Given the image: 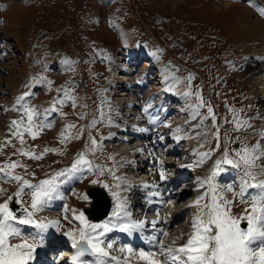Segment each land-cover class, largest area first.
Listing matches in <instances>:
<instances>
[{
	"label": "rangeland",
	"instance_id": "374dc122",
	"mask_svg": "<svg viewBox=\"0 0 264 264\" xmlns=\"http://www.w3.org/2000/svg\"><path fill=\"white\" fill-rule=\"evenodd\" d=\"M223 2L233 4L224 8ZM255 2L264 7V0ZM244 7L253 12L251 20L259 16L264 21V16H260L257 10L250 6L249 0H0V124L6 125L9 121L7 109L17 104L13 102L10 105L11 101L28 92L29 95L24 98L23 104L27 103L36 108L37 124L44 122L51 127L43 128L35 139L25 134L23 147L33 149L37 154L45 147L58 150L46 153L40 160L20 155L17 153V149L21 147L19 140L11 135L8 127L5 135H1L0 143L6 139L11 143L0 148V166L5 162L19 161L26 167H17L14 169L15 173L32 183H37L54 172L70 168L77 155L84 153L92 168L84 166L81 171L63 178H71L74 189L70 192L71 195H57V198H65L69 209L66 213L54 216V220L59 221L62 232L79 228V221L76 222L72 218L73 210L79 214L83 206L89 204L90 197H80L86 195L85 189L88 185H93V180L105 179L104 183L109 185L107 190L112 200L115 198L111 192H118L122 201L128 203L132 200L134 204L137 200L133 195L139 189L130 186L126 188V192L122 182L114 179L107 171L111 169L115 176L119 177L116 155L112 149L117 143L109 141L105 133L112 114V106L107 102L105 89L108 82L107 55L117 50L129 57L134 53L136 46L143 43L162 56L171 72L180 73L172 75L176 81H180L175 88L185 92L189 88L188 78L192 77L190 89L193 95L184 96L183 101L176 100L174 105L169 107L171 114L164 116V121L169 122L168 127H176L174 134L185 137L190 128L195 127L194 145L189 148L185 143V149L183 148V154H188V163L184 162V165L192 164L195 158H199L197 153L214 149L203 165L189 167L188 185L180 189L186 182L182 181L176 188L179 194L184 191L178 203L182 209L197 195L194 188L198 181L196 179L203 180L208 177L215 161L222 160L226 149L229 157L233 159H237L235 150L244 146L251 147L258 141L261 150H264V138L258 136L264 127L256 116L259 100L264 98V93L262 94V88L258 85L251 86V80L246 79L243 74V63L247 59L255 65H259L263 59L262 53L255 46L259 39L250 40L247 31L238 27L237 14ZM48 81H51L50 86ZM157 83L155 85L161 86L160 88L164 86ZM66 91L75 98V107L69 100L63 105L57 104L58 111L46 113L45 110L51 108L53 101L64 97ZM158 91L160 92V89ZM197 91L205 106L193 109L190 106L198 103L194 95ZM150 92L149 88H145L139 95L147 97L145 101L150 100V97L154 98ZM159 101L160 97L154 98L150 103L157 106L160 105ZM207 105L212 107L216 118L215 126L212 118L208 117ZM161 106L163 107H160L161 110L159 108L158 114L169 113L165 103ZM137 107L132 111L139 112L141 107ZM194 111H198L199 115L192 119ZM121 112L123 113L119 111ZM234 114L241 120H247L251 127L236 130L232 123ZM134 116L136 114H125L127 119ZM14 117L16 120L22 117L25 121L27 119L20 106L16 108ZM114 117L116 119V116ZM113 120L111 126L114 125ZM66 124L76 125L71 132L73 135L80 132L79 139L61 143L60 133ZM217 128L219 147L216 146V137L213 135ZM178 129L180 132H177ZM136 133L141 132L138 130ZM87 134L97 141L95 151L90 150L91 141ZM166 134L167 137L169 134ZM171 138L169 135L168 139L161 141L162 149L172 146ZM131 142L134 143V140ZM119 149L120 147L118 153ZM174 157L178 160L183 156ZM258 163L264 165V158ZM147 167L135 171L128 167V176L138 178ZM221 167L224 171L215 177L214 183L220 191L227 186L232 187V192L225 191L224 195L234 201L232 214L239 216L247 205L242 204L239 197H233V192L240 190L243 168L237 169L227 164H222ZM176 175L179 176L180 173ZM118 183L119 188L115 187ZM18 186L17 181L0 178V189H4L0 192V203L12 196ZM205 186L207 192V185ZM255 192L254 189H249L245 198L250 199V195ZM21 199L25 207L30 204L28 189H25ZM13 201L15 202V198ZM146 202L147 200L142 204L145 206L138 208H147ZM208 202L209 198L206 196L202 203ZM116 203L115 199L113 212ZM61 207L64 209L63 205ZM12 210L18 216L23 214L18 204ZM175 210H178L177 206ZM187 211L182 215L180 223L190 224L195 214H191L190 208ZM37 213L36 219L49 218V215L38 216ZM148 214L153 216L151 212ZM144 216L145 214L136 217L140 218V221ZM190 231L191 227L184 229L186 234ZM53 233L54 240L56 232ZM186 234L181 237L180 243H185L188 237ZM140 246L142 245H137L135 249ZM59 247L67 250L66 246ZM142 247L136 252L142 249L148 251ZM155 249L159 250L158 247Z\"/></svg>",
	"mask_w": 264,
	"mask_h": 264
},
{
	"label": "snow or ice",
	"instance_id": "6c2138e0",
	"mask_svg": "<svg viewBox=\"0 0 264 264\" xmlns=\"http://www.w3.org/2000/svg\"><path fill=\"white\" fill-rule=\"evenodd\" d=\"M249 3L257 10L259 15L264 16V7L258 6L255 0H249ZM191 79L192 77L189 76V88L184 92L186 97L193 95L190 89ZM39 82L42 81H37V83ZM176 83H180V81L177 80ZM48 84L50 86L51 81H48ZM167 90L172 91L173 88L169 87ZM28 95L29 93L25 92L17 98L16 103L21 104V101ZM194 95L197 97L198 103L190 107L198 109L205 106L200 93L197 91ZM69 100L72 101V106L75 107V98L66 91L64 97L54 100L51 108L46 109L45 112L58 111L56 105H63ZM21 107L24 116L27 118L26 121L22 117L20 120H12L9 125L11 135L16 137L21 145L17 149V153L32 160H40L46 153L58 151L57 149L45 147L42 152L37 154L33 149L23 147L25 134L35 139L43 128L51 127V125L44 122L36 123L35 117L38 113L35 107H30L27 103L22 104ZM207 113L208 117L212 118V123L215 126L216 118L211 105H207ZM61 114L63 115V113ZM197 115H199L198 111H194L191 118L195 119ZM202 119H207V117H202ZM232 123L236 130L251 127L247 120H241L236 114H234ZM75 127V124L65 125L64 130L60 133L61 143L80 138V132L75 135L71 132V129ZM80 131L82 132L83 129ZM141 131H144V129H141ZM213 135L216 137V146L219 147V128L216 129ZM260 136L264 138V130L260 132ZM89 139L91 141L90 150L95 151L97 141L91 138L90 134ZM176 139L179 140L181 137L178 136ZM8 143H11V141L6 139L3 143H0V148ZM212 151L214 149L197 153L199 159L195 166L203 165ZM235 156L237 159L230 158L226 149L222 160L215 161L210 175L203 180L197 178L198 186L204 187L207 185L208 190L192 202V205L197 208V212L192 218L191 231L185 243L175 248L165 247L162 242L158 245L153 243L151 248L158 247L159 252L150 248L149 251L142 249L137 253L131 247L125 246L120 251L129 255L123 258L112 256L109 250L113 248V243L108 242L107 248H105L104 235L113 228H119L125 232L142 229L144 222H120L121 217L128 215L125 211V202L120 199L118 192H111L117 203L116 209L112 213V219L108 221L90 223L83 211L76 214V211L73 210V218L79 221L80 226L78 229L63 233L71 241V247L75 250L74 255L71 257V264H130L133 258L146 261V264H264V179L258 178L264 177V165L258 163L260 159L264 158V150H261L258 141L251 147L244 146L235 150ZM222 164L232 165L237 169L243 168L240 190L239 192H233V197H239L240 202L247 205L239 216L232 214L234 201L224 195L225 191L232 192V187L227 186L223 191H220L214 183L215 177L224 171L221 167ZM84 166L89 169L92 168L91 162L81 152L70 168L54 172L48 178L37 183H32L15 173L14 169L17 167H26L19 161L5 162L0 166V178L14 180L19 184L16 192L3 203H0V264H29L34 259L37 248L43 244V234L53 226L59 231L58 220L36 219V213L46 207L54 198L53 194L57 192L58 186L65 183L63 178L81 171ZM107 171L117 181L121 180L120 177L115 176L111 169H107ZM160 179H166L163 170H161ZM124 182L126 183V181ZM91 183H102L103 187H109L106 183L97 180H93ZM119 186V183L115 185L117 188ZM25 189L30 192V204L27 207L24 206L21 199ZM249 189L257 191L250 195V199H246ZM2 191L4 189H0V192ZM206 196L209 198V202L203 204L202 201ZM13 198H15V203L20 205L22 215H16L9 207V203L13 201ZM80 198L87 199V195H82ZM64 210H68L67 205H65ZM157 219H159V215ZM242 222H246V227H241ZM152 223L155 225L156 221ZM19 225H30L37 230L33 233L31 240L22 235V229ZM163 234L168 235L167 232ZM12 239H18L19 242L10 243ZM157 239L156 236L152 237V241ZM176 239H180V237ZM173 244H175V240ZM85 257H91V259H85ZM160 257H163V259H160Z\"/></svg>",
	"mask_w": 264,
	"mask_h": 264
},
{
	"label": "bare ground",
	"instance_id": "6f19581e",
	"mask_svg": "<svg viewBox=\"0 0 264 264\" xmlns=\"http://www.w3.org/2000/svg\"><path fill=\"white\" fill-rule=\"evenodd\" d=\"M233 3L229 2H223L222 6L224 8H227L228 6L232 5ZM241 13V14H240ZM253 16V12L250 11L247 7L241 8V10L237 14V24L238 27H243L244 31H247L248 38L251 39H259L256 43V49L260 51L262 54L263 61L259 63V65H255L254 62L249 61L248 59L243 63L244 65V72L246 79L251 80V86L258 85L259 88H262V91L264 92V21L259 17L256 16L251 20V17ZM261 16V15H260ZM247 40V39H246ZM254 46V47H255ZM254 54V53H253ZM251 53V55H253ZM256 61V60H255ZM117 71V70H116ZM118 76L128 78L127 73H119ZM169 81L172 83V86H174L173 79H169ZM159 82V79L157 81ZM156 86L155 84H153ZM258 89V88H257ZM173 92L169 91V93ZM125 93V92H123ZM153 93L156 94V96H159L160 92L155 90ZM160 105H153L150 103V100H146L145 103L140 102V110L139 112L135 113L130 109V113L124 112V114L121 112L119 116H116V119L114 121L113 128H118L119 130H125L126 133H120V136H124L125 138L122 140L120 139V149L119 154L122 157V160L125 162L124 165H121V168L124 166H132L135 169H140L147 167L145 169L146 171L143 172L142 176L136 178L135 176H128L127 181L129 183H141L145 186L146 189V195H147V208H143L142 210L147 211L148 213L151 212L153 216L150 217H142L140 221L144 222V226L142 229L133 230L132 232H128L129 235L133 239L127 240L125 238H122V244L119 245L113 244V248L109 251L116 250L115 255L120 258H123L126 255H129L128 253H122L120 251L121 248H124L125 246L131 247L135 252L139 249L145 248L146 250H150L151 245L153 243L159 244L163 243L165 247H177L181 244H178V241L181 239L182 235L181 231L184 230V228H187V225H184L180 231H177L176 228L178 225H180V220L182 218V215L185 211L188 210V207L196 208L192 205V202L200 195L204 194L205 187H199L198 181L195 183V189H196V197L193 198L185 207L179 208L178 203L182 199L184 191L179 194V192L176 191V188L180 186V182L186 181V177L182 175L181 172H178L179 168L183 165L185 167H190L196 164L197 160L199 158H195L192 164H185L184 162L180 161V158L177 160L175 155L181 156L179 154V150L177 147L178 140L176 137H181V134H174L175 126L174 127H168L169 122L164 121V116L171 114L172 111H169V107L173 106L175 103V99L170 96L169 99H166L167 97L164 96V94H160ZM264 98L259 100L258 105V113L256 114L257 119L261 120V125L264 127ZM165 103L167 105L166 110L169 111V113L163 112V115L161 116L159 113V108L161 105ZM18 104H13L9 109H7V115H8V122L13 120V115L15 113L16 107ZM137 106V105H136ZM132 108V107H131ZM147 109V110H145ZM127 111V110H126ZM116 114V113H115ZM125 114H136L134 117H130L127 119L125 118ZM159 115V116H158ZM6 119V120H7ZM132 122H129L131 121ZM191 120V119H190ZM116 121V122H115ZM135 121V122H133ZM167 125V126H166ZM8 126V123L6 125L0 124V137L3 133H5L6 128ZM141 129H144V131H141ZM139 130L141 133H136ZM264 130V129H263ZM195 127L190 128V132L185 135V138L188 141L193 140L195 135ZM169 134L172 136V146H170L168 149H162L161 148V141L164 139H168L169 135L166 137L165 134ZM166 134V135H167ZM174 134V135H173ZM5 135V134H4ZM162 137V138H161ZM165 137V138H164ZM134 140V143L131 141ZM163 143V142H162ZM162 149V150H161ZM185 149V148H184ZM143 155V156H142ZM141 156V157H138ZM138 158V159H137ZM172 159V161H169ZM136 160H139L138 162ZM177 160V161H175ZM137 162V163H136ZM162 162V164H161ZM137 164V165H136ZM161 170H163L166 179L161 180L160 179V173ZM176 173H180L179 176L176 175ZM187 174V173H186ZM264 179V178H263ZM62 187H65L66 191H69L66 187V185H61ZM129 188V187H128ZM186 192V191H185ZM52 202L54 204L57 202L56 198L52 199ZM175 206L178 207V210H175ZM47 209L51 210V213L55 212L56 205L48 204L46 206ZM46 211V210H45ZM112 213L110 212L109 215L104 218L103 220L99 222H90V223H102L105 221H108L109 219H112ZM43 209L38 213V215H44ZM159 215V219H157V216ZM128 217V216H125ZM41 218V217H40ZM138 218V217H137ZM139 222L138 219H132L127 218L126 222ZM153 221H156L155 225H153ZM19 227L22 229V235L31 240L33 238V233H35L37 230L33 228L32 226L28 225H19ZM53 232H56L55 236L56 239L53 240L52 234ZM167 232L168 235H164L163 233ZM179 232V233H178ZM64 232H62L59 228V231L56 230V227H50L47 232L43 234V244L42 246L38 247L35 256L44 258V256H39L43 252L50 251L52 253L54 261L52 264H71V257L74 255L75 250L71 247V241L63 235ZM116 233L112 229V232H107L103 239L105 240V244L107 241L111 238V236ZM156 236L158 239L156 241H152V237ZM177 237H180V239H176ZM161 239V240H160ZM136 240H139L141 242H138ZM175 240V244H173V241ZM159 241V242H158ZM18 239H12L10 240V243H18ZM104 244V245H105ZM137 244H141L142 246L138 247L139 249H135ZM61 247L67 248L61 249ZM107 248V244L104 246ZM120 247V248H118ZM159 252L158 249L151 248V250ZM62 250L66 253H62ZM39 261H42L43 259H40ZM70 259V260H69ZM85 259H91V257H85ZM160 259H163V257H160ZM130 264H146V261L140 260L139 258H133L131 259Z\"/></svg>",
	"mask_w": 264,
	"mask_h": 264
},
{
	"label": "water",
	"instance_id": "95a60500",
	"mask_svg": "<svg viewBox=\"0 0 264 264\" xmlns=\"http://www.w3.org/2000/svg\"><path fill=\"white\" fill-rule=\"evenodd\" d=\"M87 192L92 196V200L89 206L84 207L89 220L97 221L107 215L111 200L105 189L99 185L90 186L87 188ZM245 222H242L244 225Z\"/></svg>",
	"mask_w": 264,
	"mask_h": 264
}]
</instances>
